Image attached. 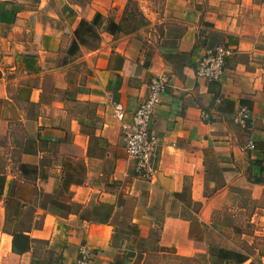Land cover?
Listing matches in <instances>:
<instances>
[{"label": "crops", "instance_id": "obj_1", "mask_svg": "<svg viewBox=\"0 0 264 264\" xmlns=\"http://www.w3.org/2000/svg\"><path fill=\"white\" fill-rule=\"evenodd\" d=\"M26 1L0 5L15 11L6 26L22 24L33 35L19 44L0 38V260L32 264L34 246L16 250V233L5 227L24 212L31 225L21 232L43 240L57 264H76L81 244L91 251L88 264H115L120 199L131 202L127 222L147 248L142 259L148 251L205 252L215 208L236 204L241 191L252 199L264 192V25L245 37L236 17H226L242 0H205L204 10L195 5L194 17L148 46L134 32L107 31L127 0ZM96 13L98 41H81L74 31ZM202 23L222 31L232 49L216 81L195 73L211 48L209 40L195 44ZM168 58H178L177 67ZM159 74L167 85L151 118L158 145L148 180L134 174L123 126ZM239 105L250 110L245 128L233 121ZM248 137L254 150L243 148ZM100 204L111 209L105 219L94 212Z\"/></svg>", "mask_w": 264, "mask_h": 264}, {"label": "rangeland", "instance_id": "obj_2", "mask_svg": "<svg viewBox=\"0 0 264 264\" xmlns=\"http://www.w3.org/2000/svg\"><path fill=\"white\" fill-rule=\"evenodd\" d=\"M14 1L16 0H0V5L6 2L12 4ZM27 1L29 5H33L36 0ZM196 1L198 2L196 3ZM242 1L244 6L238 9L237 13L226 14V17H236L235 30L243 33L245 37H249L252 25L255 29L259 28L260 30L264 25V0ZM126 4L128 5L122 23L123 28L134 29L133 32L144 40L148 46H156L161 36L174 33L172 30L175 28H181L180 21L184 23L186 17L188 19L194 17L191 11L195 8V5L198 10H204L206 2L205 0H193L192 2L188 0H127ZM15 8L18 9L17 6ZM220 32L222 31L214 30L211 24L202 23L196 31L195 44H206L209 40L210 47L213 48L216 44L223 43ZM32 36V31L24 30L22 24H17L15 28L0 25V38H12L16 40L17 44ZM91 39L92 37L88 36L87 40L91 41ZM18 47L14 46V50L18 51ZM168 60L172 61L174 66L177 67L178 58H168ZM4 144V140H1L0 145L4 146ZM4 163L5 159L0 156V170L3 168ZM234 197H237L236 204L215 208L208 236V247L203 252L207 254L204 259L200 260L196 256L201 253L192 255L196 259H189L187 257L191 256H180L170 252L160 254L154 251H148L145 258L142 259L141 251L147 248L140 245L134 235L135 230L127 222L131 211V202L128 199L124 201L120 199L118 206L122 207L114 213V220H116L118 229L111 240L112 245L118 251L115 264H212V261L217 259L216 250L219 248L239 253L236 260L246 257V262L241 264H264V192L259 199H252L242 191L240 194H235ZM94 212H96V217L99 219H105L110 215L109 209L102 204ZM15 215L17 221L8 220L5 227L6 229L9 227L16 233L14 241L15 245L19 247L24 242L20 232L29 228L31 221L30 217L24 212L22 214L17 212ZM155 234L154 230L150 242L153 241V235L155 236ZM32 244L34 246L32 264L58 263L59 257L49 252L43 242H32ZM3 263L0 260V264ZM4 264H16V259L14 257L9 258L7 263Z\"/></svg>", "mask_w": 264, "mask_h": 264}, {"label": "built area", "instance_id": "obj_3", "mask_svg": "<svg viewBox=\"0 0 264 264\" xmlns=\"http://www.w3.org/2000/svg\"><path fill=\"white\" fill-rule=\"evenodd\" d=\"M232 49L224 43L216 44L212 49L204 53L196 62L195 73L209 81L221 78L226 59L231 55ZM167 85V78L163 74L155 75L148 83L146 96L140 102L132 114L130 121L124 124V149L133 162L135 176L144 179H152L155 174L153 156L156 153L158 137L151 130L150 123L154 108L160 103L161 95ZM115 114L120 121L125 118V111L115 106ZM250 119V110L247 106L239 105L236 109L233 121L241 127H246ZM245 150H254V139L248 137L243 145ZM91 259V251L81 244L78 249L76 264H88Z\"/></svg>", "mask_w": 264, "mask_h": 264}, {"label": "trees", "instance_id": "obj_4", "mask_svg": "<svg viewBox=\"0 0 264 264\" xmlns=\"http://www.w3.org/2000/svg\"><path fill=\"white\" fill-rule=\"evenodd\" d=\"M127 5L128 4H126L124 16H123L122 20L119 23H116L113 20L108 21V25H107L108 26V28H107L108 32H110L112 34L115 33L116 31L117 32H123V33L133 32L134 29H124L123 25H122V23H123V21L125 19V15H126ZM99 18H100V14L96 13L94 15V18L91 20L90 23H88L86 20H82L80 22V24L78 25V27L76 28V30L74 31L76 37H78L81 41L85 42L86 38H88V36H89V37H92L93 41L97 42L98 39H99V36L95 34V32L93 31L91 26L96 25L98 20H99ZM14 19H15V11L12 8H10L9 6L0 8V23L5 24V25H9L12 22H14ZM165 57H167V55H165ZM254 144H255V148H256L257 143H256L255 140H254ZM248 151H250V150H248ZM105 207H107V206H105ZM108 209H109V213H110L111 209L110 208H108ZM132 228L135 230V232H137L136 228H134V227H132ZM20 234L24 238V242L19 246V248L16 247V250H18V251L19 250H30V249H33L32 242H43L44 243L43 240H39V239H35L33 241L30 240L28 238V236H26L23 232H21ZM15 236L16 235H14V238H15ZM14 243H15V241H14ZM14 248H15V246H14ZM206 254L207 253H203V254L201 253L198 256H196V258L199 259V260L200 259H204ZM216 254L218 255L217 259L212 261V264H234V263L235 264H237V263L241 264L243 262H246V260H247L246 257H241L238 260H236V258L239 256V253L234 252V251H230V250H227V249H222V248L217 249L216 250ZM187 258L196 259L193 256L187 257ZM205 261H207V260H205Z\"/></svg>", "mask_w": 264, "mask_h": 264}]
</instances>
